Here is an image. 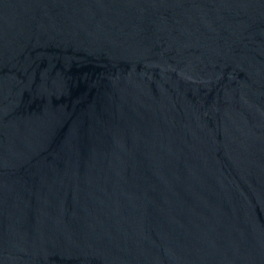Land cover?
Masks as SVG:
<instances>
[{"label":"water","instance_id":"1","mask_svg":"<svg viewBox=\"0 0 264 264\" xmlns=\"http://www.w3.org/2000/svg\"><path fill=\"white\" fill-rule=\"evenodd\" d=\"M0 264H264V0H0Z\"/></svg>","mask_w":264,"mask_h":264}]
</instances>
